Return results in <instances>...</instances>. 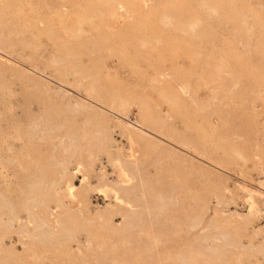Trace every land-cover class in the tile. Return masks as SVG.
Segmentation results:
<instances>
[{
	"label": "rangeland",
	"instance_id": "obj_1",
	"mask_svg": "<svg viewBox=\"0 0 264 264\" xmlns=\"http://www.w3.org/2000/svg\"><path fill=\"white\" fill-rule=\"evenodd\" d=\"M0 264H264V0H0Z\"/></svg>",
	"mask_w": 264,
	"mask_h": 264
}]
</instances>
